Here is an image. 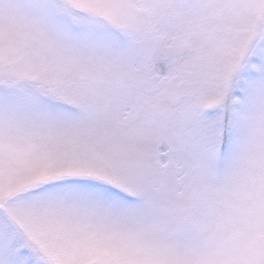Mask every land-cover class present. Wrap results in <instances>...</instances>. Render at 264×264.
Segmentation results:
<instances>
[{"label": "snow or ice", "instance_id": "6c2138e0", "mask_svg": "<svg viewBox=\"0 0 264 264\" xmlns=\"http://www.w3.org/2000/svg\"><path fill=\"white\" fill-rule=\"evenodd\" d=\"M0 264H264V0H0Z\"/></svg>", "mask_w": 264, "mask_h": 264}]
</instances>
